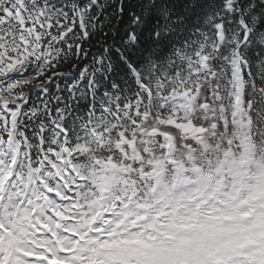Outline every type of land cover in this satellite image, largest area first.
<instances>
[{
  "label": "snow or ice",
  "instance_id": "6c2138e0",
  "mask_svg": "<svg viewBox=\"0 0 264 264\" xmlns=\"http://www.w3.org/2000/svg\"><path fill=\"white\" fill-rule=\"evenodd\" d=\"M0 264H264V0H0Z\"/></svg>",
  "mask_w": 264,
  "mask_h": 264
}]
</instances>
